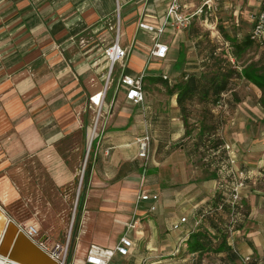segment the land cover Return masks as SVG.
<instances>
[{"label": "crops", "instance_id": "1", "mask_svg": "<svg viewBox=\"0 0 264 264\" xmlns=\"http://www.w3.org/2000/svg\"><path fill=\"white\" fill-rule=\"evenodd\" d=\"M169 2L0 0V108L1 103L8 107L16 123L33 122L29 115L17 119L18 94L41 91L42 98L49 99V109L43 111L41 118L49 122L53 118L55 122L49 124L40 140L34 139V134L27 135L23 149L31 152L41 148V155L46 159L54 157V151L60 158L56 141L57 146H66L63 142L76 131L88 137L97 109L89 97L98 93L96 99L110 87L109 76L115 65L119 80L124 74L157 76L154 94L147 95L143 91L144 99L140 104L125 99L127 105H120L114 95L105 91L99 130L95 133L94 157L108 154V164L88 163L84 169L83 188L99 186L97 191L106 193H103L105 200L87 198L81 220L84 198L78 210L79 238L89 236L84 256L91 244L112 248L127 222L137 218L136 228L130 231L133 239L130 254L126 257L115 255L111 264H124V260L126 264H200L198 260L203 255H213L229 264H239L242 255H254L258 258L253 264H261L264 258V201L263 205L250 201L248 216L254 218L255 223H243L241 229L227 237V244H234L238 250L233 262L223 251L189 252L187 248L189 235L204 225L205 217L200 224L196 223L217 191L214 165L225 159L217 138L224 136L233 146H236L233 142H241L244 135L241 128L245 122H242L244 117L239 109H244L250 118L263 119L264 116L259 103L262 90L254 82L258 74L264 73V45L257 47L247 40L251 16L259 10L260 0H222L215 13L200 12L202 0H183L182 11L191 16L190 23L182 29L164 27L158 40L167 45L166 56L149 58L154 32L140 28L139 23L160 27ZM116 21L119 45L126 50V56L113 64L107 76L109 65L104 63L106 57L100 45L113 43L112 26ZM89 33L93 35L88 36ZM82 43H86L85 46ZM252 48L260 51L241 64V54ZM215 74L216 78L211 80ZM223 76L228 79L227 89L221 91L214 102L210 89L215 85L212 81L218 83ZM189 77L198 84L191 96L182 91ZM234 80L243 83L255 99L252 94L236 99L235 108L238 109L222 129L218 124L217 111L221 107L218 103L227 105L225 99L232 95L230 84ZM209 110L214 121L206 130L204 116ZM192 114L195 115L193 119ZM5 117L0 113V121ZM190 119L194 122L192 126ZM145 134L151 136L150 155L147 168L141 172L137 139ZM206 156L209 162L204 160ZM250 160L254 168H249L248 176L250 184H254L264 177V153L255 154ZM257 167L262 173L255 172ZM50 170L57 185L69 183L80 172L78 167L65 164L52 166ZM141 185L145 191L158 195L156 209L147 212V203H142L138 215L133 217L129 212L136 199L135 190ZM253 191L260 190L254 187ZM114 197L125 207L124 213L113 211ZM259 211L261 215L255 218ZM113 212L120 224H114L117 228L111 229ZM181 217L186 221L174 229L173 224L179 223ZM84 256H75L73 260L81 264Z\"/></svg>", "mask_w": 264, "mask_h": 264}, {"label": "rangeland", "instance_id": "2", "mask_svg": "<svg viewBox=\"0 0 264 264\" xmlns=\"http://www.w3.org/2000/svg\"><path fill=\"white\" fill-rule=\"evenodd\" d=\"M117 29L118 23L116 21V23L112 26V36L114 39L113 42H115ZM91 35L93 34H88V36ZM85 44L82 43L81 45L85 46ZM112 44L113 43H111L110 45H100L103 56L105 49ZM256 46L262 47L263 45ZM228 50L231 49L228 48ZM258 51H255L252 48L248 52L242 53L239 59L240 63L243 64L247 62L250 57L253 58L254 56H256L258 54ZM106 62H108L109 65V61L107 59L104 60V63ZM154 62L156 61H152L151 63ZM116 69L118 68L115 65L109 76L111 80L110 87H107L106 90L109 91L111 95H114V98L120 102V105H127V101L125 100L123 95L124 90L119 86V79ZM108 72L109 67L107 66V76ZM156 78L157 76L154 77L152 74L143 78L142 89L145 94H154V91L157 88L156 84L158 82ZM166 80L168 81V79ZM230 88L232 95L231 97H229V99H225L227 105L225 106L224 102H222L220 105L221 107L218 108L219 110L217 111V115H220V121L218 124L222 129L226 127V125H228L229 117L233 115L232 113H234L238 109L235 108L236 99L241 100L248 94H252L253 100L255 99L253 93H251L250 90L244 88L243 83H237V81L234 80L231 82ZM101 94L102 93H100L99 95ZM18 95L19 99L17 101L20 106L18 107L17 119L22 120L26 115H29L33 122L29 121L28 123H16V118H14V116L12 115H9V108H5L3 106V103H1L2 107L0 108V113L2 115L5 114L6 117L0 121V206L17 224H23L27 222L36 223L39 227V230L42 233L46 234L50 240L62 241L67 234L69 227L72 225L69 257L70 259L74 258L75 256L83 257L88 245L89 236L79 238L80 221L77 225V214L79 213L77 209L78 196L80 194V196L84 198V203L82 205L79 219L81 220L82 212L86 207L87 198L92 197L98 198L99 200H105L103 193H106L103 191H97V189H99V186L91 187V185H87L86 189H84L81 185L83 172L88 163H92L93 165L108 164V154L106 156L104 154H97L96 157H94L97 138L93 133V126L98 109H96V112L94 111L93 113L94 121L91 123V129L89 131L88 137L85 133L84 135H81L80 131L70 133V138L67 140V142H63L66 144V146H63L62 144L59 147L57 146V141L55 142V147H57L56 150L60 158H58L53 151L54 157L46 159L41 155V148L31 152H27L24 150V147L27 135L34 134V139L36 138L40 140V137L44 135L45 131H47V127L49 126V124L55 122L53 118H51L52 120L50 122L49 119L44 120L41 118L43 111L47 110V108L49 109V99L42 98L43 95L41 91H34L26 95ZM259 103L262 109L263 103H261V98L259 99ZM50 110L52 111V108H50ZM239 111L244 117L242 119V122H245L242 124L243 126L241 128L244 133V135H242L241 142H233L236 145L233 146L230 142L227 141L224 136L221 138H217V141L220 144L230 145V148L237 155L236 163L238 164L239 168L247 173L246 185L242 190L241 200L243 216L241 218V221L237 225H235L236 229H241L242 224L246 222H248L247 225H251L253 222L255 223V221H252L254 218H249L248 216L250 205L248 203H250V201H252V203H255L256 201V204L260 205L264 201V177L262 178V180L257 179L255 180L256 182L254 184H250L251 179L248 176V171L254 168V166H250L252 164H249L251 162L250 158L254 157L255 154L259 155L260 153H262L263 155L264 153V120L262 119V117H260V119L250 118L244 111V109H239ZM73 113L76 114L74 108ZM190 117L191 119H193L195 115L192 114L190 115ZM247 117L248 120L246 119ZM191 119L190 126H192L194 123L191 121ZM213 121V115L210 110L206 111L204 116V127L206 130L210 129ZM99 123L100 122L97 123L95 133L99 130ZM91 139L92 143L87 152L88 143ZM103 140L104 139L101 138V141ZM218 142L215 143L217 144ZM103 144L105 145L106 143ZM138 163H141L142 165V160ZM63 164L71 167H78L80 172L75 174V177L70 180L69 183H66L64 185H57L53 179V174L51 173L50 167ZM254 170L255 172L258 171L262 173L261 168L257 167ZM141 172H143V169ZM254 187L258 188V190L260 191H253ZM138 189L139 187L135 190L136 193L138 192ZM113 199H115V197ZM112 203H114L113 211L115 213H124V211L126 210L124 206L119 205L117 198L114 201L112 200ZM98 208L99 207H97V209ZM259 209L261 210L260 206ZM133 210L134 204L131 211L129 212L130 216H133ZM115 213L112 216L113 219L111 229H114V227L117 228V226H114V224H120L116 220L117 215H115ZM257 213L258 214L257 216L255 215V218L261 215V211ZM117 236L118 234H116L115 238H117ZM232 245L234 246V244ZM234 248L237 250L235 246ZM245 256L246 255H242L240 257V259L238 260L239 264H253V261H255L254 259L258 258L254 255H250V261L245 262L243 260ZM262 260L263 262H261V264H264V258ZM198 261H200V264H229V262L223 263L221 259H218L213 255H203ZM124 264H126V260H124Z\"/></svg>", "mask_w": 264, "mask_h": 264}, {"label": "built area", "instance_id": "3", "mask_svg": "<svg viewBox=\"0 0 264 264\" xmlns=\"http://www.w3.org/2000/svg\"><path fill=\"white\" fill-rule=\"evenodd\" d=\"M222 0H202L200 12L215 13L218 10ZM183 0H170L168 9L165 13L163 23L160 27L154 28L145 23H139V27L147 29L154 32L153 35V47L149 51V58L162 59L166 56L167 45L160 42L159 36L163 32L164 27L169 26L176 29H182L190 23L191 16L187 13H183ZM259 10L251 16L252 24L251 29L248 34L249 39L256 45H264V0L259 2ZM104 55L109 61V70H111L113 64L122 60L126 56V50L119 45V29L115 36V42L111 46L105 49ZM144 74L140 73L137 76L132 75H122L119 80L120 87L124 90L125 99L132 102L133 104L142 103L143 82ZM98 93L89 97V100L97 107V114L94 123V135L95 128L100 116L101 106L105 98V91L97 99L95 96ZM221 101L218 105H221ZM93 135V137H94ZM92 137V139H93ZM92 139L88 143L87 151L92 143ZM150 143L151 136L148 134L142 135L137 139L138 153L137 156L142 160L143 172L147 168L148 159L150 155ZM222 149L225 152V159L219 161L214 169L217 173V191L221 193L222 200L217 205V210L222 209V205L226 204L229 208L228 219H229V233L228 237L235 232V225H237L243 216L242 214V190L246 185L247 173L240 169L236 164L235 153L230 148V145L223 144ZM205 161H210L209 156L204 158ZM158 200V195L155 193H150L145 191L144 188L139 186L135 203L133 217H136L137 211L141 210L142 203H147L145 210L147 212H152L156 209L155 203ZM136 215V216H135ZM204 217L202 215L197 221V225L200 224L201 219ZM186 218L181 217L179 223H174L173 228L179 227V224L185 222ZM137 218H131L127 222L123 233L119 236L116 244L112 248L100 247L98 245L91 244L88 247L86 255L82 260L81 264H111V261L115 255L121 257H126L130 254V249L133 245V239L130 236V231L136 228ZM19 228L26 234V236L32 240L37 246L43 249L52 259H54L57 264H77L69 257V247L71 240V226L68 229L62 241L50 240L48 236L39 230L36 223L27 222L23 224H18ZM233 252L238 255L237 250L234 248L232 243L229 244ZM243 260L245 262L250 261V256L246 255Z\"/></svg>", "mask_w": 264, "mask_h": 264}, {"label": "trees", "instance_id": "4", "mask_svg": "<svg viewBox=\"0 0 264 264\" xmlns=\"http://www.w3.org/2000/svg\"><path fill=\"white\" fill-rule=\"evenodd\" d=\"M248 41L252 42L249 37L247 38ZM217 74V73H216ZM215 75L211 76L212 78H216ZM218 76V75H217ZM189 77V81H186L183 85L182 91L187 94L193 93V91L197 88L198 84ZM227 76H223L218 83H214V86H211V94L214 95L213 101L217 100L220 92L227 89ZM254 82L261 88L262 95H261V103H263V113H264V73L258 74L257 77L254 79ZM205 86V84H204ZM195 92V91H194ZM204 93V92H203ZM191 96V95H190ZM180 101V97H178ZM264 120V116H263ZM86 171V170H85ZM83 173V180H82V187L86 182V173ZM221 193L216 191L212 202L208 205L205 212L203 213L205 217V223L196 231H193L188 239H187V248L189 252H204V251H212V252H224L225 257L232 261L237 259V255L233 252L230 245L227 244V237L229 233L228 226L230 224L228 219V211L229 208L226 204L222 205V209L217 210V205L221 202ZM83 198L78 196L77 202V209L79 210Z\"/></svg>", "mask_w": 264, "mask_h": 264}, {"label": "water", "instance_id": "5", "mask_svg": "<svg viewBox=\"0 0 264 264\" xmlns=\"http://www.w3.org/2000/svg\"><path fill=\"white\" fill-rule=\"evenodd\" d=\"M0 256L18 264H57L43 249L26 236L1 206Z\"/></svg>", "mask_w": 264, "mask_h": 264}, {"label": "bare ground", "instance_id": "6", "mask_svg": "<svg viewBox=\"0 0 264 264\" xmlns=\"http://www.w3.org/2000/svg\"><path fill=\"white\" fill-rule=\"evenodd\" d=\"M93 133H94V128H93ZM0 264H18V263H15L13 261H10V260L0 256Z\"/></svg>", "mask_w": 264, "mask_h": 264}]
</instances>
